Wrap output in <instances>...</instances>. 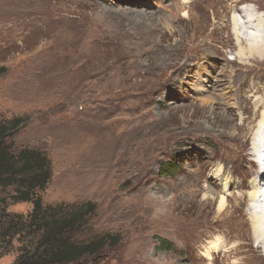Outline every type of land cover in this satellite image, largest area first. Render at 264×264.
<instances>
[{"label":"rangeland","instance_id":"obj_1","mask_svg":"<svg viewBox=\"0 0 264 264\" xmlns=\"http://www.w3.org/2000/svg\"><path fill=\"white\" fill-rule=\"evenodd\" d=\"M243 6L264 16V0H0V122L21 119L13 151L51 160L46 206L92 204L72 239L115 237L88 264H234L255 254L251 222L236 224L250 218L248 198L218 213L213 179L221 166L241 182L254 166L261 110L252 96L264 95V57L229 60ZM238 89L245 117L225 111ZM32 209L9 207L24 218ZM218 231L234 249L208 262L199 247ZM35 235L24 230L0 264L33 248Z\"/></svg>","mask_w":264,"mask_h":264},{"label":"trees","instance_id":"obj_2","mask_svg":"<svg viewBox=\"0 0 264 264\" xmlns=\"http://www.w3.org/2000/svg\"><path fill=\"white\" fill-rule=\"evenodd\" d=\"M21 119L0 122V250L11 249L24 230L37 234L33 248H23L13 264H88L103 252L112 235L89 243H77L72 234L82 229L94 209L92 204L70 210L66 205L46 206L41 193L52 179V165L41 150L13 151L9 139ZM8 193L7 196L5 194ZM33 204L24 218L9 211L11 204Z\"/></svg>","mask_w":264,"mask_h":264},{"label":"bare ground","instance_id":"obj_3","mask_svg":"<svg viewBox=\"0 0 264 264\" xmlns=\"http://www.w3.org/2000/svg\"><path fill=\"white\" fill-rule=\"evenodd\" d=\"M183 3L184 6H186L191 3V0H183ZM247 9L244 8V6L242 8L238 7L237 10L239 12V15L238 14L233 15V31L238 44V50L234 53V55H231V57L229 58L230 61L242 63L244 61L247 62L248 60L256 59V58L263 59L264 57V36L260 32V31H264V16L262 15L260 16L257 13H255L254 9H249V10ZM185 16H188V14H185ZM255 23H258V27L254 26ZM257 32H259L260 34H257ZM147 33H148V38L145 37L142 39L143 45L151 46L154 42L151 39V33L150 32ZM134 45L135 44L131 43L129 45V48L130 46L132 47ZM136 46L140 48V45L136 44ZM150 48H152L150 52L154 50L153 47ZM203 64L201 65L200 68H196L197 71L199 70L203 72L206 70V65L205 63ZM239 85L241 84L239 83ZM238 87L240 88V86ZM238 94L241 98L242 95L239 89L237 90L235 97L236 98L235 100L238 102L235 103L233 107H228L230 108V110L226 107L225 111L227 112L234 109L236 110V112H238V115L240 117H242V115L245 117V113H247V108L246 106H244V99L240 100ZM252 97L254 98L253 109L257 112L261 110L259 115L254 113L255 119L256 117L257 118L259 117L261 121L256 128L258 132L255 134V138L253 139V143H252L253 152L251 155H249L247 159L248 162L252 161L253 163L252 162L251 163L254 166L250 167L245 172H243L242 175H240L241 177L239 178L241 182L240 181L236 182V180L233 181L232 175L230 178L231 171L228 166H227L228 167L227 171H230L229 172L230 174H228L227 171L226 172L223 171V167L220 166L219 168L214 170L215 174L213 176V179L215 180L214 182L216 185V190L218 192V193L216 192V195L220 199L218 203V213L225 212L227 210V207H229L230 203L236 205L239 202V206H242L244 203H247L246 197L248 198V203L247 206L245 207H247V209L250 212L249 213H247V211L245 212L246 215H248L250 218L247 221L237 220L236 224L237 222H240L242 226H247L248 223L251 222V226H250L252 232L251 245L252 244L256 245V250L254 251L255 254H251L247 258V261H245L244 263H240L238 260H234L233 261L234 264H264V261L262 260V258L264 259V169H263L264 165L259 167L257 163H254L257 158L261 159L262 162H264V95L255 94ZM224 99L225 98H223V100ZM203 113H205L204 115H206L207 113H211V112L209 110H205L204 108ZM240 121H242V118H240ZM226 137L227 136H225L224 138ZM102 144L103 146L106 145L105 143ZM221 164L224 165L226 164V162L222 161ZM231 189L235 190L237 195V197L235 196L233 202L229 201L230 198H232L233 196V193H231V195L228 194V192ZM243 190H249V193L248 192L244 193ZM207 205H210V203H207ZM218 232H220V234L222 235L218 234V236L214 238H209L210 240L208 242L201 243L202 245L199 247L200 255L202 257H205L208 262L216 260V257L220 252L222 254H227L230 253L232 249H234V245L232 247H230L231 245L229 246L230 239L234 240L233 237L231 235L227 236L224 233V231H218ZM208 237H206V239H208Z\"/></svg>","mask_w":264,"mask_h":264}]
</instances>
